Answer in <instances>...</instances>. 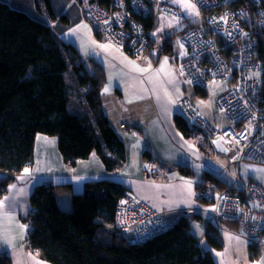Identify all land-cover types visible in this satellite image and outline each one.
Here are the masks:
<instances>
[{
    "label": "trees",
    "instance_id": "trees-1",
    "mask_svg": "<svg viewBox=\"0 0 264 264\" xmlns=\"http://www.w3.org/2000/svg\"><path fill=\"white\" fill-rule=\"evenodd\" d=\"M50 2L46 0L44 21L15 6L13 0H0V171L4 172L0 195L20 169L31 163L37 132L57 136L68 165L92 150L108 170L126 158L120 138L103 113L104 71L57 35L49 23L56 18ZM36 8L40 11L38 4ZM198 23L205 25L203 19ZM170 50L171 46L164 48ZM195 88L205 96L204 87ZM174 122L184 135L194 130L179 114ZM208 179L219 189L228 187L219 178ZM123 189L111 179L88 181L83 191L73 194L71 208L63 209L52 185H36L30 195L32 209L25 218L29 247L52 264H216L210 251L198 243L185 216L142 243L122 234L114 217ZM233 190L244 197L243 190ZM198 199L206 206L210 203ZM219 235L215 223H208L206 238L216 249L223 247ZM249 247L254 252L255 247ZM10 263V257L0 252V264Z\"/></svg>",
    "mask_w": 264,
    "mask_h": 264
},
{
    "label": "crops",
    "instance_id": "crops-1",
    "mask_svg": "<svg viewBox=\"0 0 264 264\" xmlns=\"http://www.w3.org/2000/svg\"><path fill=\"white\" fill-rule=\"evenodd\" d=\"M75 4L80 10L75 18L69 16L66 5L61 13L54 12L56 18L49 23L60 38L75 46L83 59H94L101 65L105 74L100 90L103 113L120 138L126 158L114 170H108L98 152L92 150L74 165H68L58 148L57 136L37 132L31 163L20 169L0 195V252L10 257V264H52L39 257L26 239L25 218L32 209L30 195L35 186L52 185L59 206L70 209L73 194L83 191L88 181L111 179L172 221L185 216L198 243L210 251L216 264H259L264 260V252L255 248L250 252V243L242 237L236 221H230L234 226L224 220L216 225L223 243L221 249L213 251L214 247L206 238L209 209L197 198L196 186L208 181L209 176L223 180L224 185L234 183L235 190H242L246 180L264 185V164L229 159L226 151L216 149L215 141L227 149L222 138L207 140L187 120L182 99L189 100L196 85L188 81L179 64L185 56V47L180 55L173 49L174 33L179 34L178 41L184 46L179 29L170 32L173 26H161L158 17L157 30H163L167 37L143 57H132L124 48L95 32L78 0ZM75 4L69 3L70 7ZM63 15L65 18H60ZM149 22L147 25L151 26V20ZM167 46H171L169 52L164 51ZM175 114L181 115L194 129L189 136L177 127ZM219 115L202 112L199 116L221 127L227 120L223 113V121H219ZM121 123L125 127H121ZM221 155L226 162H222ZM25 168L30 170V175H24ZM153 168L156 171L150 179L146 172ZM234 173L238 175L236 180ZM3 175L0 171V177ZM21 176L24 178L18 179ZM11 185L16 187L10 188Z\"/></svg>",
    "mask_w": 264,
    "mask_h": 264
},
{
    "label": "built area",
    "instance_id": "built-area-1",
    "mask_svg": "<svg viewBox=\"0 0 264 264\" xmlns=\"http://www.w3.org/2000/svg\"><path fill=\"white\" fill-rule=\"evenodd\" d=\"M192 1L205 25H181L185 56L180 66L188 81L202 88L211 79L226 80L228 85L217 94L214 106L224 113L227 123L215 127L192 110L185 97L184 114L207 140L222 138L229 159L264 164V0ZM78 3L89 25L132 57H143L167 37L163 30H157L155 23L160 12L180 23L186 18L170 1L163 0ZM149 20L151 26L147 25ZM252 70L257 75L250 74ZM121 127L125 124L121 123ZM155 171L148 170L146 176L151 179ZM243 186L244 197L234 192V186L219 189L209 180L199 185L196 196L210 201L209 216L215 225L222 218L236 221L242 237L264 252V185L246 180ZM123 191L114 217L115 227L122 234L144 241L173 226L166 216L139 201L133 191Z\"/></svg>",
    "mask_w": 264,
    "mask_h": 264
},
{
    "label": "rangeland",
    "instance_id": "rangeland-1",
    "mask_svg": "<svg viewBox=\"0 0 264 264\" xmlns=\"http://www.w3.org/2000/svg\"><path fill=\"white\" fill-rule=\"evenodd\" d=\"M13 1L15 3V6H18V7L22 8V9H24L31 16L38 17V18L43 19L44 21H47L46 20L47 19L46 18V13H45L46 0H13ZM50 1L52 2V5H53V11L56 12L57 14L61 13L64 10V7L66 5H68V7H69L68 13H69V16H71V18H75V14H78L77 12L80 11V10L78 11V9H79L78 5L75 4L76 0H70V1L69 0H50ZM163 1H169V0H163ZM170 1H171L172 5L176 8V10L179 11V12L181 11L186 17L184 19V21L180 23V22H178V20L175 17H173L171 15H166L164 12H160L159 13V21L161 23V26H168V25L171 24L173 26V28L170 30V32H173L175 29H180L181 25H183L185 23L202 22V15L199 12V10H197V8H195V10L186 9L184 7V0H170ZM70 2H71V4H75V7H70V5H69ZM190 2L193 3L192 0H190ZM36 4H38V6L40 8V11L38 10V8H36ZM74 8L76 9V11H75ZM197 12H198V15L196 14ZM173 36L174 37L171 38L173 49H174L175 52H177L180 55L181 50H184V46L181 43H179V41H178V38H179L178 37L179 36L178 33H174ZM138 57H140V56H138ZM249 72H250V74L257 75L256 74L257 73L256 70H252V71H249ZM227 85H228V83L224 79H218V78L211 79L204 87L205 88V93H206L205 96H202L201 94L197 93L195 91V88H193L194 89V95L190 96V97L188 96L189 102H190V106H191L192 110H194L199 115H201L202 112H206V113L208 112V115H218V114H220L219 117H218L219 118L218 120L222 122L223 118H222L221 114H223V113L221 111H217L215 109L214 101L216 99L215 97L217 96V94L219 92H221L224 88H226ZM190 86L194 87L192 84ZM226 123H227V121H225V124ZM199 132H201V131L199 130ZM214 143H215V146H216V149H217L218 152H223L224 151V147L220 143H218L216 141ZM221 158H223L222 162H226L225 156L221 155ZM225 172H223V173L225 174ZM234 175H235L234 178L236 180L238 175L236 173H234ZM228 186H234V183H232V185H228ZM124 189H127V188H124ZM123 193H124V191H123ZM211 200H212V198H211ZM205 206H206V204H205ZM207 206H209V205H207ZM159 213L162 214L161 212H159ZM222 219H224V218H222ZM222 219H220V220H222ZM168 220L170 222H172L173 224L175 223V221H172L170 218H168ZM209 220H210V216H209ZM224 220H227V219L225 218ZM229 221H231V220H229ZM188 222L190 224V221H188ZM209 223H211V220H210ZM159 233H161V232H159ZM126 234H127V236H129L128 233H126ZM156 234H158V233H156ZM154 236H156V235H154ZM154 236H152V237H154ZM220 236L221 235H219V237ZM152 237H150V238H152ZM134 239L135 238L133 237L132 241H136L137 240V239L136 240H134ZM146 239H149V238H146ZM144 241L137 240L136 242L142 243ZM255 249L259 251L258 248L255 247ZM212 250L214 251L215 247ZM217 250L218 249H216L215 251H217ZM223 256L224 255H222L221 259L223 258Z\"/></svg>",
    "mask_w": 264,
    "mask_h": 264
},
{
    "label": "snow or ice",
    "instance_id": "snow-or-ice-1",
    "mask_svg": "<svg viewBox=\"0 0 264 264\" xmlns=\"http://www.w3.org/2000/svg\"><path fill=\"white\" fill-rule=\"evenodd\" d=\"M184 7L186 9H193V10H195L196 5L193 4V3H191L190 0H184ZM196 14L198 15V12ZM222 19H223V17H222ZM105 91H107V89H105ZM224 151H227V149H224ZM23 172H24V175H30V170L28 168H25L23 170ZM23 178H24V176H21L18 179H23ZM15 187H16L15 185H11L10 186V188H15ZM21 227H24V226L22 225ZM259 264H264V260H262L261 262H259Z\"/></svg>",
    "mask_w": 264,
    "mask_h": 264
}]
</instances>
